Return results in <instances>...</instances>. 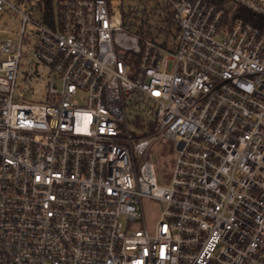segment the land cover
<instances>
[{"label": "built area", "instance_id": "built-area-1", "mask_svg": "<svg viewBox=\"0 0 264 264\" xmlns=\"http://www.w3.org/2000/svg\"><path fill=\"white\" fill-rule=\"evenodd\" d=\"M20 1L0 0L20 24L0 28V264H264V0H162L141 34L123 0Z\"/></svg>", "mask_w": 264, "mask_h": 264}, {"label": "rangeland", "instance_id": "rangeland-1", "mask_svg": "<svg viewBox=\"0 0 264 264\" xmlns=\"http://www.w3.org/2000/svg\"><path fill=\"white\" fill-rule=\"evenodd\" d=\"M9 2H13L14 5L23 10L26 11L27 6L24 5L20 0H9ZM124 4L126 3V0H123ZM161 3L162 0H159ZM0 28L5 29L7 31V34L3 35L6 38H11L14 40H17L16 33L19 32L20 24L19 21L12 18V16L9 17L7 21H0ZM172 38H170L171 40ZM139 105H134L132 99L127 100V112L130 118V121H133L137 111H139L142 107H138ZM153 158L155 159L154 162L156 164V173H158L159 176H161L162 181L160 182L161 186L169 187L171 184V180L173 177V168L175 164V157L173 154V145L171 142H161L159 141L156 146L152 150ZM144 205V215L146 219V223L149 229H152L154 227V224L159 219V212L160 209L164 207L163 204L158 203L156 201L152 202L149 200H143Z\"/></svg>", "mask_w": 264, "mask_h": 264}, {"label": "trees", "instance_id": "trees-1", "mask_svg": "<svg viewBox=\"0 0 264 264\" xmlns=\"http://www.w3.org/2000/svg\"><path fill=\"white\" fill-rule=\"evenodd\" d=\"M49 6L51 0H42ZM149 0H126V3L122 2V14L126 27L131 32L141 34L144 32V28L151 24V19L158 16L159 0H153L148 4ZM143 117H139L136 121H143ZM151 124V123H150ZM140 125V124H137ZM148 130H152V126L148 127Z\"/></svg>", "mask_w": 264, "mask_h": 264}]
</instances>
